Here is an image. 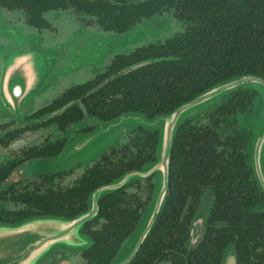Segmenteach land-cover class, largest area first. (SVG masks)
Listing matches in <instances>:
<instances>
[{
	"label": "trees",
	"instance_id": "trees-1",
	"mask_svg": "<svg viewBox=\"0 0 264 264\" xmlns=\"http://www.w3.org/2000/svg\"><path fill=\"white\" fill-rule=\"evenodd\" d=\"M0 7L23 10L28 23L36 29L48 27L43 14L50 11H71L86 16L106 30L124 31L153 17H171L181 25V33L135 52L133 62L114 61L120 67H129L141 60L151 62L108 81L101 89L112 96L121 95L108 98L109 102L102 101L105 118L131 111L147 117L167 115L218 83L243 76L264 81V0H0ZM240 90L229 91L222 102L215 104L211 114L237 116L242 113ZM262 101L249 117L257 128L245 148L246 154L234 136L217 138L215 147L213 142H199V194L211 186L215 198L198 244L189 247V229L198 214L192 210L196 200L192 198L194 205L186 213L182 210L186 196L181 185L175 182L170 187V182L181 176L178 169L167 173L169 188L166 183L164 207L128 264H221L223 255L230 250L239 264L247 263L249 256L250 264H264V207L251 213H243L238 208L246 206V196L250 206L257 202L264 204V193L249 161L251 143L261 126ZM182 133L178 128L171 140L170 165L173 160L181 165ZM204 137L199 132V140L204 141ZM151 141L139 136L125 141L122 155L125 172L140 170L152 161V156L145 151ZM246 159L250 169L244 168ZM250 174L251 186L247 182ZM125 190L127 193L121 197L105 196L99 201L97 224L86 230L91 246L82 251V264H110L147 211L153 198L151 177L130 183ZM233 190L237 196L229 197L232 203L219 208L217 195L223 198Z\"/></svg>",
	"mask_w": 264,
	"mask_h": 264
},
{
	"label": "flooded vegetation",
	"instance_id": "flooded-vegetation-1",
	"mask_svg": "<svg viewBox=\"0 0 264 264\" xmlns=\"http://www.w3.org/2000/svg\"><path fill=\"white\" fill-rule=\"evenodd\" d=\"M0 12V47L7 51L24 54L21 57L24 59V64L31 63L38 48L58 50L62 44H67L62 50L63 59L69 58L70 53L74 54L78 50H84L86 52L84 57L89 60L98 57L97 53L101 50L105 53L103 62L98 65L85 63L73 71L58 73L52 84L45 91L38 93L34 102L28 107L23 106L22 103L5 109L4 103L0 101V225H14L29 219L53 218L71 222L83 218L78 229L84 238L81 240L88 242V246L74 253L66 250L65 258L56 263L73 264L70 262L71 259L78 258V262L74 264H82V251L91 246V239L86 230L93 229L97 224L98 203L103 197H121L127 193L125 187L128 184L148 176L152 179L151 196L154 197L156 176L152 171L140 178H128L126 182L120 183L128 175L139 174L140 170L146 168L143 171H147L155 165L160 130L163 127L162 119L168 115L147 117L140 112L131 111L105 118L106 110L102 101L109 102L108 98H120L121 95L112 96L101 89L107 85L108 81L117 80L121 76H126L129 71L151 62L141 60L132 63L129 67H120V65H114L115 60L120 63L121 61L133 62L135 52L149 44L163 42L181 33V25L171 17H153L143 19L124 31L106 30L86 16L75 15L71 11H50L43 14L48 27L36 29L28 23L23 10H7L0 7ZM154 19L169 20L170 23L174 22L178 25L179 29L164 38L146 37L134 45L113 47L114 37ZM15 26L21 30L16 31ZM46 36L54 38L55 43H46ZM89 40V44L95 41L100 43V46L88 48ZM27 54L29 60L26 59ZM21 58L16 59L22 60ZM80 72L87 75L78 78L76 75ZM74 75L76 77L69 78ZM31 80L32 78H26L25 81ZM62 81L65 82L62 83ZM256 85L259 84L246 81L243 86L237 87L242 88L239 92L244 106L243 112L237 116L211 114L212 111L200 117L199 107L195 106L185 112L182 121L177 125L173 136H176L178 128L182 129L183 156L181 165H176L175 160L172 165L168 163V175L180 169V178L170 182V187L175 182L181 185L182 193L186 196L185 204L182 206L184 212L187 213L192 208L195 200L192 210L198 214L202 208L206 207L207 210L214 203V191L211 186H206L199 194V142H213L212 145L215 147L217 138L234 136L235 142L246 154L245 148L250 143L253 130L257 128L252 125L253 119L249 117L263 99L264 88L262 85H259L260 87ZM8 96L7 87L1 86L0 97ZM198 96L199 94L184 101L183 104ZM127 114L133 116L124 117ZM121 118L122 121H120ZM199 132L205 135L204 141L199 140ZM136 136L152 139L150 147H147L145 151L153 159L140 170L125 172L122 167L125 141ZM169 158H171V150ZM245 162L244 168L250 169L247 159ZM251 178L250 174L247 180L250 186L253 185ZM167 189L160 211L164 207ZM98 192L100 193L97 194ZM256 192L258 194V188ZM232 196L233 198L237 196L234 190L228 192L223 198L218 194V207L222 208L231 204L233 199L229 197ZM262 196L264 199V195ZM246 197H244L246 206L238 207L243 213L259 211L260 207H264L262 202L250 206ZM192 198L195 200L193 201ZM200 205L203 207L200 208ZM242 226L243 229L247 227ZM122 249L116 254L114 260ZM249 254L251 255V252ZM246 261L245 264H250V256ZM235 264H239L236 255Z\"/></svg>",
	"mask_w": 264,
	"mask_h": 264
},
{
	"label": "water",
	"instance_id": "water-1",
	"mask_svg": "<svg viewBox=\"0 0 264 264\" xmlns=\"http://www.w3.org/2000/svg\"><path fill=\"white\" fill-rule=\"evenodd\" d=\"M153 23L155 22H151L150 24ZM11 53H13L12 61L5 68L3 67L0 72V87H7V93L9 94L8 97H0V101L4 103L5 109L13 108L22 103L24 106L25 102L30 99L26 97L30 94L33 95L35 92L32 90L35 81L42 80L41 86L47 85L55 79L58 73L85 64L84 56L86 54L84 50H78L74 54L70 53L69 58H65L66 60L63 61L57 49L38 48L36 54H40L44 58L48 56L49 59H46L47 65L37 74H34L31 72L30 63H23L24 59L21 57L24 54L21 52L15 53L9 50H1L0 61L7 54ZM27 56L29 55L27 54ZM17 57H20L22 60H17ZM26 59L29 60V57ZM60 61L64 62V68L59 67ZM26 78H32V80L25 81ZM18 80L25 82L21 84L7 82ZM246 81H253L264 88V81L260 78L249 76L237 77L212 86L199 94L194 100L177 107L167 116L163 117V127L160 130V143L157 148V161L155 165L147 171H141L139 174L128 175L120 183L126 182L128 178H140L152 171L156 176L154 197L121 253L110 264H127L153 226L154 218L159 213L165 196L171 140L175 134L177 125L185 116V112L196 106L199 107V115L200 113L208 115L213 111L215 104L222 102L229 91L235 90L238 86H243ZM259 85L256 86L260 87ZM254 88L258 90L256 87ZM4 93L6 94L5 90ZM262 100V110L260 111L261 126L255 133V137L251 143L249 161L253 176L264 193V89ZM132 116L131 114H127L124 117ZM136 117L139 116L136 115ZM120 121H122V118ZM208 211L209 209L203 215L200 213L196 214L192 220L189 229V247L196 246L203 235ZM82 221L83 218L72 220L71 222L53 218L29 219L14 225H0V264H56L60 262L65 258L64 253L66 250L74 253V251L88 246V242L81 240L84 238L78 229V225ZM221 264H235L234 252H226L222 257Z\"/></svg>",
	"mask_w": 264,
	"mask_h": 264
},
{
	"label": "rangeland",
	"instance_id": "rangeland-1",
	"mask_svg": "<svg viewBox=\"0 0 264 264\" xmlns=\"http://www.w3.org/2000/svg\"><path fill=\"white\" fill-rule=\"evenodd\" d=\"M1 12H0V15H1ZM151 22H155V24H150ZM168 24H169V27H167ZM14 29L16 31L21 30L18 26H15ZM178 29H179V26L176 25L174 22L170 23L169 20L159 21L157 19H154V20L146 21V22H143V23L139 24L136 27H133L128 32L120 34V35L114 37L113 41H112L113 42V47L114 48H122V47H125V46L134 45V44H137L139 41L144 40L146 37L164 38V37L168 36V34H170L171 32H174V31H176ZM45 41L48 44H54L55 43L54 38L52 39V38H49L48 36H46ZM89 42H90V40L87 42L88 48H91L92 46H100V43H97L95 41H92L90 44H89ZM38 45H40V44H38ZM66 45L67 44H62L60 46V48L57 50V51H59V54L62 57V59H63V55H64L62 50H63V48ZM1 50L7 51V49L0 47V53H1ZM50 50H54V49H50ZM97 54H98L97 55L98 57L90 58V60H89V58H86L84 60L85 63H89V65L90 64L98 65V64L102 63L103 62L102 58L105 55V53L103 52V50H101V52H98ZM12 55H13V53L7 54V56L5 58L1 59V61H0V72L2 71L3 67L5 68V66L8 65V63L10 61H12ZM46 59H49V57L47 56L46 58H44L40 54H35L32 57V61L30 63L31 72L34 73V74L35 73L37 74L42 68H44L47 65V60ZM64 60H66V59H63V61ZM63 61L59 62V67H61V68L65 67V64H64ZM82 65H84V64H82ZM79 66H81V65H78L77 67H79ZM77 67L71 69L70 71L75 70ZM85 75H87V73H82L81 74V72H80L76 76H78V78H79V77H81V76L83 77ZM76 76L75 75L74 76H70L69 78H73V77H76ZM38 79H39V77H38ZM53 80L50 81L45 86H41L42 85V80L41 81H35L33 83V86H32V90L35 91V92H34L33 95L30 94L29 96L26 97L27 99L28 98H30V99H28V101L25 102L24 106L28 107L32 102H34V98L37 96V94L40 93V92L45 91L47 89V87L50 84H52ZM12 82L16 83V84H21L22 83V81H20V80L12 81ZM64 82L65 81H62V83H64ZM203 115L206 116V113H200L199 116L200 117H204ZM201 207H203V206L200 205V208ZM205 212H206V207L202 208L200 210V213L202 215ZM70 262L73 263V264L77 263L78 262V258H73V259H71Z\"/></svg>",
	"mask_w": 264,
	"mask_h": 264
}]
</instances>
